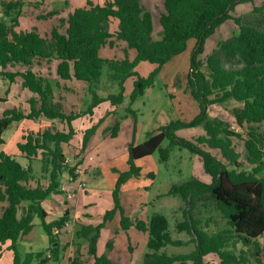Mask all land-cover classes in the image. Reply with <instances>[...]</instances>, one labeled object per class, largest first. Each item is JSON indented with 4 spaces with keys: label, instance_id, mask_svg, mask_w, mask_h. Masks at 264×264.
I'll return each mask as SVG.
<instances>
[{
    "label": "trees",
    "instance_id": "1",
    "mask_svg": "<svg viewBox=\"0 0 264 264\" xmlns=\"http://www.w3.org/2000/svg\"><path fill=\"white\" fill-rule=\"evenodd\" d=\"M44 1L40 0L41 3ZM253 1L163 0L159 17L161 32L157 39L152 38V14L140 0H106L102 5L88 1L85 7L75 9L66 20H61L60 26L53 28L49 35H41L36 30H17L23 1H0V76L10 83L19 78L21 86L33 94L28 101V113L12 108L0 114V145L3 144L2 133L15 121L45 118L66 126L65 130L44 128L29 132L22 138L16 149L30 162L26 168L12 155L0 152V202L6 204L0 215V244L10 243L13 264L58 262L60 254L69 246L62 247L58 238L69 220L68 212L48 221L42 202L52 194L65 193L61 188L64 173L70 182L77 178L74 171L78 164L70 165L64 153V147H70L75 136L73 122L83 115H92L104 101H110L114 106L121 104L124 81L134 77L131 105L153 85L162 67L186 50L190 39H195V47L187 83L191 97L198 103L199 114L189 123L171 121L155 132L147 133L142 143L132 141L128 145L129 169L119 173L114 184L113 207L105 212L102 222L80 225L73 243L79 247L78 239L86 241L92 264H113L107 256L97 255V243L100 231L119 212L121 230L133 227L148 234V250L142 264H213L204 261L207 256L216 257L219 264H251V258L255 263L264 264L259 243V238L264 235V148L261 135L253 128V125L264 123V21L248 19L249 16L232 18L230 15L236 6ZM261 10L255 6L251 13L259 14ZM52 15L54 13L41 18L47 19ZM227 20L235 23L237 32L221 41L202 63L199 56L204 52L206 40ZM111 21L117 22L113 32L108 29ZM63 26L64 31L59 29ZM116 42L125 45L123 59L99 56L102 48L112 49ZM128 50L135 52L132 60L128 58ZM52 62H56L54 84L50 74H42L39 70L43 64L46 66ZM142 62L156 65L146 78L135 72ZM104 66L111 71L110 78L119 82L120 93L102 99L92 91V87L97 85ZM15 67L24 69L12 71ZM72 79L91 87L93 101L85 112L66 114L63 110L65 98L61 95L56 97L54 86L60 94L61 83ZM63 89L71 91L66 86ZM229 100L242 104L232 110V115L239 127H249L246 139L231 130L228 123L210 119L205 113L210 105ZM97 126L82 132L81 153L94 136ZM196 126H202L204 130V134L196 139L177 135L180 129ZM118 130V123L107 128L108 136L116 137ZM235 137L244 141V164L234 148L232 139ZM164 140L169 141L167 147H161ZM173 147L186 149L198 156L203 172L210 177L209 182H204L192 176L183 183L172 184L166 194L179 196L185 204L183 220L176 222L174 229L185 233L188 240L173 238L169 222L161 214L155 213L146 221L131 220L125 215L119 199L122 185L129 179L140 177L137 161L158 150L160 161L167 162ZM212 150L219 155H214ZM34 161L39 163V177L43 176L46 184H41L39 177H35L31 166ZM32 181L36 183L33 185ZM208 203L212 207L210 210L216 211L224 220L223 225L217 226L211 215L204 218L205 213H211ZM35 217L48 236L49 246L44 251L29 252L21 258L18 241L33 229ZM210 224L216 226L210 228ZM188 244L193 245V250L187 254L167 252L168 246ZM238 244L243 248L236 251ZM107 247L111 248L110 243ZM244 248L248 249V254ZM70 264L80 263L77 258H72Z\"/></svg>",
    "mask_w": 264,
    "mask_h": 264
},
{
    "label": "rangeland",
    "instance_id": "2",
    "mask_svg": "<svg viewBox=\"0 0 264 264\" xmlns=\"http://www.w3.org/2000/svg\"><path fill=\"white\" fill-rule=\"evenodd\" d=\"M36 3V0H24ZM88 1L93 5H102L106 0H47L42 4L40 8H29L25 10L27 16L30 14L40 13L48 16L54 13L48 20H37L34 18H28L19 21L17 30H36L40 33L47 32L50 34L53 28L60 26L61 20H66L70 14L77 8L85 7ZM144 7L152 14V38L157 39L161 26L159 23L160 13L163 10V0H140ZM25 4V3H24ZM262 8L259 14L251 13L253 7ZM34 7V6H31ZM1 12V9H0ZM2 14V13H1ZM232 18H246L253 19L259 18L264 21V0H254L253 3H243L235 7L230 13ZM31 16V15H29ZM117 22L111 21L108 25L110 32L116 30ZM65 30L63 28H59ZM238 30L237 26L232 20H227L224 24L219 26L215 33L206 40L204 52L199 56L202 63L205 62V58L218 47L221 41L227 40ZM195 47V39H190L187 43L186 50L173 57L166 65H164L160 73L154 78V83L151 87L144 91V94L137 98L130 105V95L133 90L134 77H129L124 81L123 97L124 100L121 104L116 106L112 105L110 101H104L93 110L92 115H83L73 122V128L75 130V136L72 139L71 146H65L66 160L70 165L79 164L81 159V140L83 137L82 132L91 128L93 125H98L97 128H103V132L99 138V133L92 136L88 145L85 148V164L96 166L95 173L99 172L104 176V181L99 188L95 187L90 180L86 193H80L79 197H76L80 208L85 204H91L93 223L99 221L102 222L103 215L106 211L113 207L112 191L114 184L116 183L119 173L128 171L129 166L127 163V147L133 141L135 144L142 143L147 136V133L155 132L160 126H164L171 121L180 120L185 123H189L199 114L198 103L191 97L189 93V87L187 83V74L190 68V58ZM124 43L116 42L114 48L104 47L100 50L99 56L104 59H123L125 54L123 49ZM128 58L132 60L135 56L134 50H128ZM56 65V64H55ZM54 66V65H53ZM230 67V65L228 64ZM156 67L154 64L148 62H142L137 65L135 72L142 78L148 77V75ZM235 67V66H234ZM53 68V67H52ZM56 71V68H53ZM205 68H203L204 70ZM111 71L108 66H104L101 77L92 91L98 96V98L105 99L109 95H117L120 93L119 82L113 81L111 78ZM51 82L54 84L56 81V74L53 72L49 75ZM7 84V83H6ZM68 88L71 87V91L65 92V101L63 104V110L66 114L70 112L78 113L85 112L93 101V92L90 90V86L82 81L72 79L65 82ZM64 86V85H63ZM19 90V88L14 87ZM58 94L59 89L54 86ZM5 83L0 80V99L4 96ZM61 91L64 92L63 88ZM20 94V93H19ZM58 95V96H57ZM19 98V97H18ZM16 99L14 104L17 109H23V99ZM242 104L234 100H229L221 104L210 105L205 113L210 119H219L230 125L231 130L241 134L246 139L249 127L244 125L239 127L234 120L232 110L237 107H241ZM13 107L9 104H0V114L7 108ZM14 107V108H16ZM113 112V114H112ZM112 114L111 119L108 116ZM109 125H108V124ZM116 123L119 125V130L116 137L112 138L107 131V128L114 126ZM47 128L52 130H65L66 126L59 121H51L49 125L45 124ZM253 128L261 135V145L264 148V123L253 125ZM97 130V129H96ZM204 134L202 126L187 127L177 131L179 137L187 139H196ZM104 137V138H101ZM233 145L235 150L241 155V162L244 164V158L246 151L244 149L243 139L233 138ZM79 141V143H78ZM169 145L168 140H164L161 143V147H167ZM214 155H219L216 150H212ZM37 162V161H36ZM137 166L140 167V177L129 179L122 185L119 193L120 205L125 212V215L131 220H143L146 221L153 214L158 213L165 216L169 222V230L173 238L188 240L189 238L185 233H180L174 229L176 222L183 220V214L185 204L179 196L166 195L172 184L183 183L189 180L192 176L199 178L202 181L209 182L210 177L205 175L202 169L200 158L191 154L186 149L179 147H173L170 152L167 162L160 161L159 151L156 150L152 155L145 157L137 161ZM103 165V167H102ZM37 166V165H35ZM67 175L64 173L61 177ZM39 173L37 172V178ZM43 184L47 183V180L40 176L38 178ZM66 182V181H65ZM75 182L76 190L77 182ZM36 182L32 181L34 185ZM68 183H70L68 179ZM70 190V189H69ZM70 192V191H67ZM72 197L73 191L69 193ZM66 195V193L64 194ZM66 197V196H65ZM73 198V197H72ZM209 204V203H208ZM210 214H204V218L209 215L217 222V226L224 224V220L221 216L212 209L211 205H208ZM70 220V219H69ZM68 222V228L71 226L72 236L71 242L68 245H72V251L65 253L64 256L67 260L66 263L70 264V259L77 258L79 263L85 262L91 263V257L88 254L87 243L82 239H78L80 246L73 243L75 240V232L80 228V223L77 221ZM121 215L117 212L113 219L106 223V226L100 231V238L98 240V255H105L107 252V244L112 241L115 246V254L121 253L122 249L127 248L129 244H132L137 248L139 252L147 251L148 234L144 232H138L133 228L127 231L121 230L120 227ZM34 223L36 224L33 230L34 234H41L46 236L44 230L39 225V219L35 217ZM98 223H95L98 224ZM216 225L210 224V228ZM223 228V227H222ZM118 231V232H117ZM36 244L32 243V249H40L44 242L38 237ZM259 243L262 246L264 254V235L259 239ZM23 246H19L21 254L24 251ZM78 248V251L76 250ZM242 245L236 246V251L242 249ZM193 250V245L188 244L180 247H167L169 254H187ZM246 253L247 248H244ZM25 251H28L27 248ZM44 251V250H43ZM250 251V250H249ZM248 254V253H247ZM68 258V256H70ZM63 256V258H64ZM24 256H22L23 258ZM62 258V257H61ZM204 261H211L213 264H219L216 257L207 256ZM251 264L255 263V260L251 258ZM264 262V259L262 263ZM50 264H62L60 261ZM190 264V263H187Z\"/></svg>",
    "mask_w": 264,
    "mask_h": 264
},
{
    "label": "crops",
    "instance_id": "3",
    "mask_svg": "<svg viewBox=\"0 0 264 264\" xmlns=\"http://www.w3.org/2000/svg\"><path fill=\"white\" fill-rule=\"evenodd\" d=\"M6 1H10V0H6ZM13 1H16V0H13ZM21 1H23V3H25V4L22 7L21 16L18 19V21H20V23L22 20L28 19V18H34L37 20L40 19L43 21L48 20V19H42L41 18V17H45V14H40L39 12L38 13L34 12L33 14H31V11H30L29 15H31V16H29V15L27 16V14L25 12V10H27V9L29 10V8H33L36 11L37 8H40L42 6V4L45 3L47 0H45L42 3L40 2V0H36V2H38L39 4L32 3L30 1H28V2L24 1V0H21ZM31 6H34V7H31ZM35 6H37V8H35ZM1 18H2V14L0 12V19ZM47 32H49V31L42 32V33L38 32V33L41 35H48V34H46ZM128 54H129V52H128ZM55 64H56V62H52L51 64L46 65V66L43 64L39 70L41 71L42 74H47V75L51 74L52 75L53 72L55 73V69H53V68H56ZM23 69H24V67L23 68L15 67V68H12L11 70L15 71V70H23ZM0 80H1V82L5 83L4 96H3V98L0 99V100H2V101H0V104H9L10 106L12 105L13 107L7 108V109H12V108L16 107V105L14 104V101L19 97L18 99H23L22 102L24 103V108L22 110L19 108V110L23 113H28L29 112L28 101L33 96V94L21 86V80L19 78H16L15 81L12 83H10L7 79H5L1 76H0ZM63 85L66 86L65 82L61 83L62 88L64 87ZM14 87L19 88V90L14 89ZM70 89H71V87H70ZM63 90H64V92L61 91L60 94L62 97L65 98L64 94H65L66 90L65 89H63ZM16 108H18V107H16ZM111 115L112 114H110L108 116L109 119H111V117H112ZM50 122H51L50 120H47L45 118H39L37 120H21V121L12 122L11 125L8 127V129H6L2 133L3 144L0 145V152L4 151V152L12 155V157L18 163H20L23 167H25V168L28 167L30 165V162L25 157H23L22 155L19 154V152L16 149V145L18 143L22 142V138L27 133L38 132L39 130L47 128V127H45L46 126L45 124L49 125ZM101 129L103 132V128L98 127L94 135L99 133V138H100V135L102 134ZM101 138H104V137H101ZM78 143H79V141H78ZM64 153L66 156L65 147H64ZM84 153L85 152L81 153L82 161L77 166V168H80L81 174L79 176H77L75 181L85 183L86 188L83 190H76L75 182L74 183H72V182L68 183V175H64L63 179L61 180V183H62L61 188L66 193V195H64L65 193L63 195L52 194L48 199H46L42 202V207L45 210V212L47 213V220L48 221L60 218L67 211L69 219H70L69 221H71V222L77 221L78 223H80V225H90V224L95 225V223L99 222V221H97V222L93 223L91 221V218H92L91 217L92 216L91 210L93 208V207H91L92 206L91 204H87V205L85 204L82 208H80L78 201L76 200V197H79L80 193H86L88 186H90L89 185L90 180L93 182L94 186L97 188H99V186H101L103 181H104V176L99 175V174H101L99 172L100 170L97 173H95V170L97 169L96 166L91 167L90 164H88V165L85 164ZM35 165H37V166H35ZM31 166L33 167L34 175L36 177L37 172L39 171V163L34 161L31 163ZM102 167H103V165H102ZM67 191H70V192L73 191V194H72L73 198L67 197V195L70 193ZM5 205H6L5 203L0 202V215H1V210ZM34 221H35V218L33 219V229L28 234L22 236L20 238V240L18 241V251H19L20 245L23 246L22 248L24 250L22 252L23 254H21V252L19 251L21 258L26 253L43 251V250H46L49 246L48 236L46 233H45V235H46L45 237L39 233L37 235L36 234L33 235V230L35 229V226H36ZM39 225H40V221H39ZM70 228H71V226H70ZM70 228L65 226V229L59 233V236H58L59 244L62 247L65 246L66 244H68L69 241L71 240L70 236H72V230ZM131 228H133V227H131ZM38 237L41 241L44 242V244H43V246H41L40 249L33 250L31 245H32V243L36 244L39 241ZM109 243L111 245V248L107 249L105 256H107L112 261L113 264H142L144 254L147 251L139 252L135 246H133L132 244H129L127 246V248L122 249L121 253L118 252L115 254V251H116L115 246L112 244V241H110ZM70 244H72V243H70ZM70 244L65 249V251L60 254L58 262L60 261L62 264H68V263H66L67 260L64 256V254L70 253L72 251V245H70ZM9 245H10L9 242H6L4 244H0V264H13V252L9 249ZM26 248L28 251H25ZM97 255H98V243H97ZM63 256H64V258H63ZM69 257H71V255L68 256V258ZM91 260H92V258H91ZM50 263H53V261L49 262L48 264H50ZM92 263H93V260L91 261L90 264H92ZM32 264H36V262L34 261ZM82 264H87V263L82 262Z\"/></svg>",
    "mask_w": 264,
    "mask_h": 264
},
{
    "label": "built area",
    "instance_id": "4",
    "mask_svg": "<svg viewBox=\"0 0 264 264\" xmlns=\"http://www.w3.org/2000/svg\"><path fill=\"white\" fill-rule=\"evenodd\" d=\"M80 174H81V170H80V168H76V170L74 171V175H75V176H79ZM85 188H86L85 183H83V182H77V189H78V190H83V189H85ZM67 197L70 198L71 195L68 194ZM68 225H69L68 222H66V223H65V226H68Z\"/></svg>",
    "mask_w": 264,
    "mask_h": 264
}]
</instances>
